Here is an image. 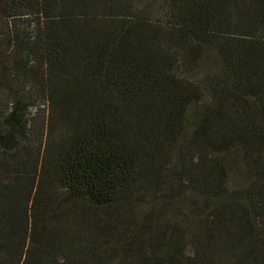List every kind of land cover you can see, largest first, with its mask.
Listing matches in <instances>:
<instances>
[{
	"label": "trees",
	"instance_id": "1",
	"mask_svg": "<svg viewBox=\"0 0 264 264\" xmlns=\"http://www.w3.org/2000/svg\"><path fill=\"white\" fill-rule=\"evenodd\" d=\"M1 23L0 264H264V0Z\"/></svg>",
	"mask_w": 264,
	"mask_h": 264
},
{
	"label": "rangeland",
	"instance_id": "2",
	"mask_svg": "<svg viewBox=\"0 0 264 264\" xmlns=\"http://www.w3.org/2000/svg\"><path fill=\"white\" fill-rule=\"evenodd\" d=\"M14 20H16V19H14ZM4 26H5V24H3V23L0 24V36H2L4 34V30H5L4 29ZM28 86H29V84L26 85L25 89H27ZM23 100H24V102H25L26 105H31V106H28L29 107L28 108V113L31 114V116H33V113H32L33 110H32V108H34L35 106H38L39 104H34V102H31V100L29 98H23ZM36 130H37V128H36Z\"/></svg>",
	"mask_w": 264,
	"mask_h": 264
}]
</instances>
